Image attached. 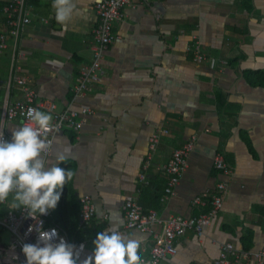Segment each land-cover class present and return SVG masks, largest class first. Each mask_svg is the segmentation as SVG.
<instances>
[{
  "label": "crops",
  "instance_id": "crops-1",
  "mask_svg": "<svg viewBox=\"0 0 264 264\" xmlns=\"http://www.w3.org/2000/svg\"><path fill=\"white\" fill-rule=\"evenodd\" d=\"M99 1L75 0L83 14L61 30L52 0H31L32 21L20 40L19 64L39 104L51 102L58 110H94L78 132L64 128L56 133L51 154L45 157L55 163L63 156L64 164L59 166L76 173L62 190L56 216L50 210L54 223L66 231L85 225L79 198L88 195L96 214L85 226L105 224V231L115 226L141 241L143 255L160 229L155 234L127 229L122 211L125 197L137 199L145 210H157L163 218L194 217L201 209L192 205V199L212 194L221 181L226 183L222 207L211 224L200 237L193 232L179 237L176 255L162 264H214L225 242L246 250L262 248L264 86L251 87L243 72L264 71V0H135L113 26L117 39L104 52L102 82L74 104L77 75L91 62L89 47ZM155 2L162 4V14L154 11ZM2 6L0 31L5 29ZM194 41L201 62L188 49ZM9 66L7 51L0 57V122L5 105L22 96L20 87L7 88ZM221 100L227 104L224 109L219 107ZM38 109L44 111L40 105ZM230 115L234 123L223 131L221 124ZM14 126L20 121L4 126L10 137ZM158 130L165 132L147 170L148 184L143 185L137 175L149 137ZM191 135L198 139L176 193L161 201L167 180L164 167ZM218 152L232 167L229 176L213 167ZM93 249V244H86L78 264Z\"/></svg>",
  "mask_w": 264,
  "mask_h": 264
},
{
  "label": "built area",
  "instance_id": "built-area-1",
  "mask_svg": "<svg viewBox=\"0 0 264 264\" xmlns=\"http://www.w3.org/2000/svg\"><path fill=\"white\" fill-rule=\"evenodd\" d=\"M31 0H8L1 8L2 25L4 31H0V57L5 52L10 51V66L7 77V88L18 86L21 89L22 96L10 104H6L2 110L0 122V131H4L6 140L11 137L6 133L4 126L7 122L19 120L21 123H28L26 113L29 109H38L39 105L53 117L54 127L46 134V141L49 148L46 150V156L51 154L53 138L56 133L64 128L72 129L78 132L88 117L94 114V110L87 107H68L64 110H58L56 105L51 102H37L38 95L34 89L29 86L27 77L22 74V67L19 61L23 57L20 52V40L26 28L31 24V15L29 12V3ZM135 0H100L95 4L97 22L92 30V42L90 45L91 62L82 67L77 75L76 82L72 88L73 102L76 99L83 98L91 90V86L101 83L104 77L102 69V59L104 52L117 39L113 32V26L123 18L125 7L133 5ZM193 51L196 61L203 60L198 42H193L188 48ZM165 131L158 130L149 137L146 152L144 154L141 169L137 175V180L143 185L148 184L147 170L154 158L159 137ZM198 136L191 135L184 144L176 148L164 167L167 180L161 195V201L167 200L176 193L179 180L188 166V158L194 149ZM213 167L217 172L224 176L232 173V167L227 165L224 156L217 153L213 160ZM226 183L219 182L212 190V194H198L192 199V205L200 208L201 212L194 217L169 216L163 218L155 209L145 210L133 197H125L122 202V211L125 227L129 230H136L141 233L155 234L156 228H159V234L155 236V242L143 255H141L144 264H162V262L177 253L175 242L187 232H193L198 237L202 236L205 229L211 224L212 219L222 207V193L225 192ZM80 218L83 224L87 225L95 217L96 207L88 195L79 198ZM0 204V264H25V256L22 253V244L37 242L38 233L33 230L28 232L29 227L35 229L36 222L31 218H26V213L21 210L9 212ZM205 208L208 211L203 212ZM43 222L42 230L50 231L56 229L58 237L63 238L67 243L76 246L79 252L77 264L84 255L86 241L75 242L69 238L65 230L60 229L54 223L52 214L49 211L47 215L39 217ZM83 245V250L80 246ZM214 264H264V246L258 250H246L235 247L231 242H225L220 245L218 256L213 261Z\"/></svg>",
  "mask_w": 264,
  "mask_h": 264
},
{
  "label": "clouds",
  "instance_id": "clouds-1",
  "mask_svg": "<svg viewBox=\"0 0 264 264\" xmlns=\"http://www.w3.org/2000/svg\"><path fill=\"white\" fill-rule=\"evenodd\" d=\"M51 7L61 30L83 14L75 0H52ZM26 116L28 123L11 128L10 141L0 131V204L9 212L21 210L36 222L35 229L30 226L28 232L38 233L37 242L22 244L25 264H77L76 246L63 238L56 242L57 230L43 231L39 220L57 207L64 186L76 173L59 166L64 163L63 156H58L55 163L45 158L49 148L45 137L54 127L52 115L29 109ZM93 245L92 254L81 264H144L139 254L141 241L115 226L97 233Z\"/></svg>",
  "mask_w": 264,
  "mask_h": 264
},
{
  "label": "trees",
  "instance_id": "trees-1",
  "mask_svg": "<svg viewBox=\"0 0 264 264\" xmlns=\"http://www.w3.org/2000/svg\"><path fill=\"white\" fill-rule=\"evenodd\" d=\"M7 1L8 0H0V6L4 5ZM243 73H244L243 77H244L245 81L251 87L264 86V71H245ZM224 104H225L224 101L221 100V102L219 103V107L223 108ZM225 105L227 106V104H225ZM233 116H235V115H233ZM233 116H231V115L227 116L229 118V120L226 122L224 121L221 124V129L223 131H226V128H228V125H230L232 122L234 123ZM247 144H248L249 150H251L249 143H247ZM218 153L223 154L222 152H218ZM158 197H156V199H155L156 201H158ZM206 211H208V208H205L203 210V212H206ZM106 229H107V226L105 224L95 226L92 223V225L89 227H87L85 225H81V226H79L78 229L69 228V229H67V231L66 230L65 231L69 234V238L71 240H74L75 242L86 241V244L92 245L93 240H95L97 233H99L101 231H105ZM243 249H246V248L243 247Z\"/></svg>",
  "mask_w": 264,
  "mask_h": 264
},
{
  "label": "water",
  "instance_id": "water-1",
  "mask_svg": "<svg viewBox=\"0 0 264 264\" xmlns=\"http://www.w3.org/2000/svg\"><path fill=\"white\" fill-rule=\"evenodd\" d=\"M154 11L158 14H162L164 9L162 8V4L159 2H155L154 4Z\"/></svg>",
  "mask_w": 264,
  "mask_h": 264
},
{
  "label": "rangeland",
  "instance_id": "rangeland-1",
  "mask_svg": "<svg viewBox=\"0 0 264 264\" xmlns=\"http://www.w3.org/2000/svg\"><path fill=\"white\" fill-rule=\"evenodd\" d=\"M55 210H56V209L52 210V212L54 213V216H56V213H57Z\"/></svg>",
  "mask_w": 264,
  "mask_h": 264
}]
</instances>
